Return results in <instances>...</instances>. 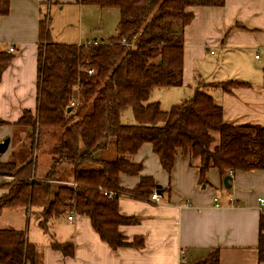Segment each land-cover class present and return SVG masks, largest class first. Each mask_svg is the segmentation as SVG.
<instances>
[{
  "label": "trees",
  "instance_id": "obj_1",
  "mask_svg": "<svg viewBox=\"0 0 264 264\" xmlns=\"http://www.w3.org/2000/svg\"><path fill=\"white\" fill-rule=\"evenodd\" d=\"M224 1L76 0L79 5L118 12L115 35L96 45L52 42L46 20H41L36 109L24 111L13 124L28 132V144L8 161H0V178H11L1 185L5 194L0 196V216L6 209H24L51 237V221L73 211L86 217L112 250L141 249V237L126 242L119 232V226L135 219L123 217L118 198H103L99 190L145 201L154 193L164 194L152 177H141L131 190L120 187L121 174L140 173L141 165L130 158L143 144L151 146L168 175L178 151L188 156L199 184H207L211 169L220 175L264 170V127L227 123L222 107L209 94L195 91L167 111L158 102H147L154 89L183 85V31L193 20L188 9L222 7ZM8 11L9 0H0V18ZM11 59L0 53V79ZM214 85L229 94L248 84ZM72 101L78 102L77 108L70 107ZM126 110L131 111L134 124L121 123ZM6 124L0 119V126ZM46 133H58L57 142L49 150V171L38 177L33 154ZM258 230L260 264L264 263V211ZM50 245L64 256L73 254L72 245L56 241ZM218 262L215 249L195 264ZM0 264H40L37 247L24 230L0 229Z\"/></svg>",
  "mask_w": 264,
  "mask_h": 264
},
{
  "label": "crops",
  "instance_id": "obj_2",
  "mask_svg": "<svg viewBox=\"0 0 264 264\" xmlns=\"http://www.w3.org/2000/svg\"><path fill=\"white\" fill-rule=\"evenodd\" d=\"M97 9L79 5L76 0H9V11L0 18V53L12 57L0 79V119L7 123L0 126V142L9 139V144L0 161H8L12 153L28 144V132L13 124L24 111L34 113L36 109L40 21L50 14L49 37L52 38V24L53 36L61 42L105 43V29L98 25L102 22L96 17ZM188 11L193 20L183 31V85L154 89L151 95L156 94L150 96V102H158L167 111L178 104L174 102L180 96L187 100L195 91H202L222 107L227 123L264 127V0H225L222 7ZM70 16L75 18L74 25L57 35L55 28ZM225 81L248 85L228 94L214 85ZM17 129L24 132L16 133ZM130 159L141 165V171L136 176L121 174V188L131 190L141 177H152L156 186L165 190L163 195L156 193L159 203L125 194L118 197L119 213L135 219L132 224L119 226V232L126 242L141 237L143 247L112 250L100 240L86 217L75 214L68 221L66 215L51 221V237L39 228L35 238L27 235L37 247L40 264H179L180 250L186 253V264H195L215 249L218 264H259L262 207L258 200H264V170L227 171L220 175L211 169L207 184H199L196 168L180 151L170 175L161 168L149 144H143ZM44 175L37 170L38 177ZM226 176L231 178L229 188L223 185ZM10 179L0 178V196L5 194L1 185ZM9 210L14 209L4 210L0 218ZM25 213L29 218L26 210ZM14 215L3 228L23 230V218L19 221L18 212ZM51 241L72 245V256L53 250Z\"/></svg>",
  "mask_w": 264,
  "mask_h": 264
},
{
  "label": "rangeland",
  "instance_id": "obj_3",
  "mask_svg": "<svg viewBox=\"0 0 264 264\" xmlns=\"http://www.w3.org/2000/svg\"><path fill=\"white\" fill-rule=\"evenodd\" d=\"M101 10L97 9V14L96 17L98 18L99 21L102 22V24H100L98 22L99 27L103 25L104 29H105V35H106V40L105 42H107L111 37H113L115 35V29H116V24L118 22V12L115 10H108V11H102L103 13L100 12ZM49 16L50 14H46V24L48 26V21H49ZM61 20V19H60ZM59 20V21H60ZM67 22L65 21L64 23H62L59 27L55 28V33L58 35L60 33H62L63 31H65L66 29L71 28L74 25V21L75 18H73L72 16L67 18ZM50 33L52 38H50V40L52 42H56V43H62V44H67L64 42H61L60 39L56 38L53 36V26L52 24L50 25ZM157 92V91H155ZM162 92V91H161ZM154 95H150L155 97ZM152 97H149V101L150 102ZM183 99V100H182ZM184 96H180V98H178L175 103H181V101H184ZM173 105V104H170ZM170 107V106H169ZM121 123L122 124H126V125H131L134 124V120L132 117V113L130 110H126L125 112H123V114L121 115ZM16 131V130H15ZM21 133L24 131H21L19 129H17L16 133ZM57 136L58 133H46L43 135L42 141L40 143L39 148L36 150L35 152V156L37 159V170L42 171L43 174L47 173V171H49L51 162H50V156H49V150L50 148L57 142ZM48 151V154L47 152ZM49 156L48 158L46 157ZM34 155V154H33ZM219 197H222V194H219ZM12 212V213H10ZM14 212H18V220L21 221L23 218V225H24V231L27 233V235L29 236L30 239H33L36 237V235H38V227L36 226V222L34 221L33 218H28V216L25 213L24 209H14V210H9L6 213H4L2 215V217L0 218V228L4 227V222H6L11 216H13L12 218H15ZM10 222H12V219H10Z\"/></svg>",
  "mask_w": 264,
  "mask_h": 264
},
{
  "label": "built area",
  "instance_id": "obj_4",
  "mask_svg": "<svg viewBox=\"0 0 264 264\" xmlns=\"http://www.w3.org/2000/svg\"><path fill=\"white\" fill-rule=\"evenodd\" d=\"M93 45H96L97 42H91ZM9 52H13V49H9ZM257 58V57H255ZM89 73H91V71H89ZM70 107L71 108H77L78 107V102L77 101H72L70 103ZM75 186V185H74ZM100 192V196L103 197V198H108V199H113V198H118L121 194H119L118 192H114V191H108V190H103V189H100L99 190ZM150 201L152 202H155V203H159V196L154 193L152 194L151 198H150ZM260 206L262 207V209H260L261 211V214L263 213L264 209V200L263 199H259L258 200ZM74 215L75 213L72 211L68 214L67 216V220L68 221H72L73 218H74ZM179 264H186V253L184 250H180L179 251V260H178Z\"/></svg>",
  "mask_w": 264,
  "mask_h": 264
},
{
  "label": "water",
  "instance_id": "obj_5",
  "mask_svg": "<svg viewBox=\"0 0 264 264\" xmlns=\"http://www.w3.org/2000/svg\"><path fill=\"white\" fill-rule=\"evenodd\" d=\"M70 110H71V108H68V111H70ZM8 144H9V139H5L2 142H0V155H3L7 151ZM230 179L231 178L229 176H226V177L223 178V185L226 188H229L228 181Z\"/></svg>",
  "mask_w": 264,
  "mask_h": 264
}]
</instances>
